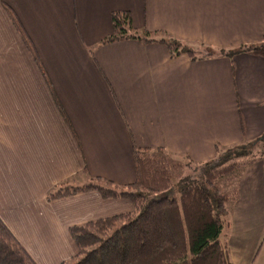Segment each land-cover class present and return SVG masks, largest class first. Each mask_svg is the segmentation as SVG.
Instances as JSON below:
<instances>
[{"label":"crops","instance_id":"1","mask_svg":"<svg viewBox=\"0 0 264 264\" xmlns=\"http://www.w3.org/2000/svg\"><path fill=\"white\" fill-rule=\"evenodd\" d=\"M115 12L130 13L138 32L206 50L191 60L157 43L101 45ZM263 38L264 0H0V220L33 261L68 263L70 227L133 211L96 192L47 201L72 178L74 187L91 178L125 186L134 147L201 164L215 146L264 134V57L209 56ZM237 190L231 223L242 230L232 233L238 248L226 238L230 260L264 264V158Z\"/></svg>","mask_w":264,"mask_h":264},{"label":"trees","instance_id":"2","mask_svg":"<svg viewBox=\"0 0 264 264\" xmlns=\"http://www.w3.org/2000/svg\"><path fill=\"white\" fill-rule=\"evenodd\" d=\"M6 9L24 46L42 71L31 42L10 9ZM110 23L111 33L101 45L127 40L157 43L167 48L171 58L184 54L196 59V52L187 43L162 33L135 30L128 12L112 13ZM240 53L264 57V38L256 45L219 50L216 54L211 50L209 56L232 58ZM263 157L264 134L255 141L226 149L215 146V156L209 162H187L189 165L185 166L162 148L134 147L133 183L119 186L102 178H91L82 187L66 185L54 189L47 194V201L96 192L103 200L123 199L133 207L130 213L70 227L69 236L77 251L70 262L61 264H232L221 235L229 226L228 205L237 201L238 191L235 187L230 194L225 193L224 182L237 180L245 168ZM190 165H194L193 169ZM185 169L192 170L196 177L179 179L178 196L168 197L166 193L173 189L176 175ZM0 264H36L1 220Z\"/></svg>","mask_w":264,"mask_h":264},{"label":"rangeland","instance_id":"3","mask_svg":"<svg viewBox=\"0 0 264 264\" xmlns=\"http://www.w3.org/2000/svg\"><path fill=\"white\" fill-rule=\"evenodd\" d=\"M188 48L189 49H191V50H195V52H196V55L198 56V54H200L201 55V53H203V52H205V50L206 49H204L202 46H200L199 47V49L198 50H196V49H194L193 47H191V46H188ZM209 50H211V49H209ZM219 50L220 49H217V50H212L213 52H214V54H216V53H218L219 52ZM222 50V49H221ZM89 52H91V53H94L95 51H89ZM200 55H199V57H200ZM263 135V134H262ZM261 135V136H262ZM260 136V137H261ZM259 137V138H260ZM259 138H257V139H259ZM256 139V140H257ZM255 141V140H254ZM264 158V157H263ZM262 158V159H263ZM180 163L183 165V166H185L186 164H188L187 162H185V161H180ZM189 165V164H188ZM193 167H194V165H190L189 166V168L190 169H193ZM185 177H190V178H188V180H192L193 178H195L196 177V175L195 174H193L192 173V170H182V172L180 173V174H178V175H176V177H175V179L173 180V189L171 190V191H169L168 193H166V195L168 196V197H177L178 196V191H179V188H180V185H177V182L179 181V179H181V178H185ZM240 177V176H239ZM238 180H239V178L237 179V180H234L233 182H227V181H225L224 182V192L225 193H228V194H230L231 192H232V190H233V188H235L236 187V189H237V185H238ZM78 182H79V179L78 178H72L71 179V181H70V186H73V184L75 183V184H78ZM88 182H89V180H88ZM87 182V183H88ZM79 184H81V183H79ZM76 186H79V185H76ZM80 186H84V185H80ZM238 191V190H237ZM154 198H157V196L156 197H154ZM150 200V199H149ZM237 203V201L234 203V204H236ZM233 206H232V204H229L228 205V209H229V211H230V215H229V217H228V221H227V223H228V228H226L225 230H224V232L222 233V235H221V242L222 243H226V238L228 239V242H229V240H232L233 242H234V244H233V246H235V248H238L237 247V244H240V242H239V240L237 239V235H236V237L233 235V234H236V233H238L237 232V230H242V227H240V229H236V228H234V226L232 227V213H233V208H232ZM232 227V228H231ZM232 230V231H231ZM233 233V234H232ZM227 236V237H226ZM263 249H264V247H263Z\"/></svg>","mask_w":264,"mask_h":264}]
</instances>
